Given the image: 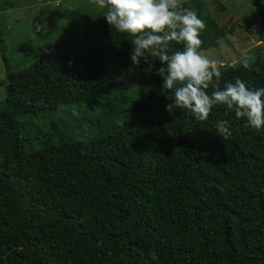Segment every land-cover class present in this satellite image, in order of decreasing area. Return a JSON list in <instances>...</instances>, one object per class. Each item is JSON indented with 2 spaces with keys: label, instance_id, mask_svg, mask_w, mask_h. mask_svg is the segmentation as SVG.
Masks as SVG:
<instances>
[{
  "label": "trees",
  "instance_id": "trees-1",
  "mask_svg": "<svg viewBox=\"0 0 264 264\" xmlns=\"http://www.w3.org/2000/svg\"><path fill=\"white\" fill-rule=\"evenodd\" d=\"M253 1L264 43V0ZM181 5L205 22L200 50L217 48L226 32L205 2ZM96 15L34 64L7 65L0 264H264V128L221 106L204 122L168 110L173 93L156 74L167 65L149 57L152 73L143 60L133 66V38L112 29L104 10ZM262 49L248 68L222 67L221 87L240 78L264 88ZM62 105L99 118L85 128L61 117L37 145L26 143L20 119Z\"/></svg>",
  "mask_w": 264,
  "mask_h": 264
},
{
  "label": "clouds",
  "instance_id": "clouds-1",
  "mask_svg": "<svg viewBox=\"0 0 264 264\" xmlns=\"http://www.w3.org/2000/svg\"><path fill=\"white\" fill-rule=\"evenodd\" d=\"M104 10L111 28L133 39L130 58L133 66L141 61L148 64L146 73L155 70L150 58L158 59L167 67L156 74L162 76V91L173 93V104L190 113L197 121L204 122L214 107H224L235 117L245 120L246 126L264 128V88H250L240 78L221 87L222 65L201 51V33L206 25L196 11L182 7L180 0H91ZM182 44L183 50H172V45ZM252 57L242 63L248 68ZM212 89L209 94L208 90ZM216 132L225 140L231 135L228 120L216 123ZM151 260L158 261L155 251Z\"/></svg>",
  "mask_w": 264,
  "mask_h": 264
},
{
  "label": "rangeland",
  "instance_id": "rangeland-1",
  "mask_svg": "<svg viewBox=\"0 0 264 264\" xmlns=\"http://www.w3.org/2000/svg\"><path fill=\"white\" fill-rule=\"evenodd\" d=\"M189 1L192 0H180V3ZM203 1L226 32L217 48L202 50L205 55L226 68L263 51V31L253 0ZM7 4L6 10H0V107L5 98L1 82L7 65L15 68L34 64L59 42L94 22L96 13L100 12L99 9L96 12L91 0H8ZM68 106L62 105L54 113L22 117L24 141L37 145L51 124L61 117L84 121L85 128L99 118V113L88 107L76 110Z\"/></svg>",
  "mask_w": 264,
  "mask_h": 264
},
{
  "label": "crops",
  "instance_id": "crops-1",
  "mask_svg": "<svg viewBox=\"0 0 264 264\" xmlns=\"http://www.w3.org/2000/svg\"><path fill=\"white\" fill-rule=\"evenodd\" d=\"M218 1V0H217ZM219 1H221V0H219Z\"/></svg>",
  "mask_w": 264,
  "mask_h": 264
}]
</instances>
